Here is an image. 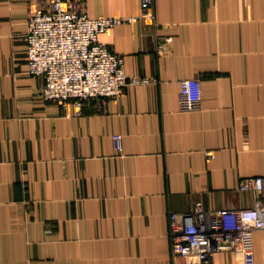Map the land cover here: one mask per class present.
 <instances>
[{"label":"crops","instance_id":"crops-1","mask_svg":"<svg viewBox=\"0 0 264 264\" xmlns=\"http://www.w3.org/2000/svg\"><path fill=\"white\" fill-rule=\"evenodd\" d=\"M51 1L0 0V264H199L172 255L170 212L264 200V0H153L155 23L141 0H75L89 17L137 18L98 40L152 81L80 114L42 100L27 71L28 16ZM190 78L200 107L183 112ZM257 177L261 191L239 190ZM252 248L264 264V230ZM213 264L244 262L225 251Z\"/></svg>","mask_w":264,"mask_h":264},{"label":"built area","instance_id":"built-area-1","mask_svg":"<svg viewBox=\"0 0 264 264\" xmlns=\"http://www.w3.org/2000/svg\"><path fill=\"white\" fill-rule=\"evenodd\" d=\"M141 17L155 23L153 0H141ZM137 18L89 17L75 0H52L46 9H33L24 35L27 71L42 82L38 89L44 101L67 106L78 114L86 101H98L103 111L107 100L116 98L128 85L148 84V78H128L123 58L99 42V36L115 26ZM171 36L157 40L161 56ZM201 84L194 78L180 81L178 108L189 112L200 107ZM113 138L121 140V135ZM208 156H213L211 152ZM262 178H246L239 190L259 192ZM264 230V200L251 208L205 211L195 204L188 212L169 213V239L173 256H195L199 264H213L220 252L240 253L244 264H255L254 232Z\"/></svg>","mask_w":264,"mask_h":264}]
</instances>
